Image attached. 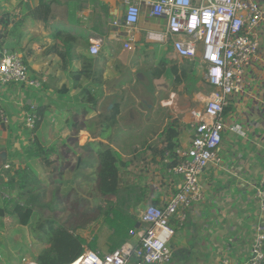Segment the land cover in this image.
Masks as SVG:
<instances>
[{"label":"crops","instance_id":"obj_1","mask_svg":"<svg viewBox=\"0 0 264 264\" xmlns=\"http://www.w3.org/2000/svg\"><path fill=\"white\" fill-rule=\"evenodd\" d=\"M139 1L140 20L129 33L122 22L126 0H0L3 46L24 53L31 76L43 83L41 90L0 84L11 118L8 125L0 122V258L24 252L20 264H37L35 258L50 247L44 237L48 229L56 220L65 225L69 212L77 216V235L89 240L98 236L96 250L111 252L113 231L105 225L87 232L96 222L84 220L89 192L78 173L94 171L97 189L102 147L95 144L119 154V194L112 200L138 221L131 231L146 227L140 214L147 205L165 208L179 191L182 178L169 171L167 159H176L177 148L189 147L198 121L194 112L203 114L206 96L215 88L201 52L182 58L172 36L151 37L165 32L167 22L151 16L147 3L152 0ZM255 1L264 5V0ZM41 3L50 5L48 16L38 10ZM254 34L258 56L243 76L242 91L229 97L223 114L222 163L204 169L203 199L186 209L185 221L171 218L175 233L167 264H249L254 236L264 229L256 195L264 184V23ZM94 41L100 42L97 56L90 53ZM64 48L73 51L68 68L57 52ZM82 69L76 80L74 72ZM84 86L99 98L95 106L85 102ZM30 104L41 112L34 130L23 119ZM88 161L92 164L87 168ZM71 201L77 215L67 208ZM131 231L125 242L136 244L138 236Z\"/></svg>","mask_w":264,"mask_h":264},{"label":"built area","instance_id":"obj_2","mask_svg":"<svg viewBox=\"0 0 264 264\" xmlns=\"http://www.w3.org/2000/svg\"><path fill=\"white\" fill-rule=\"evenodd\" d=\"M126 4L122 22L131 33L140 20L142 3L126 0ZM147 4L152 17L165 18L167 22L165 32L150 33L151 37L162 40L172 36L173 48L182 58L193 59L201 52L207 63V79L215 89L206 96L203 114L194 112L198 121L189 147L177 148L176 159H167L169 171L182 178L179 191L165 208L149 204L141 212L140 219L146 227L131 231V235L138 236V242L127 241L108 253L89 249L66 264H167L171 261L170 242L175 231L170 220L177 217L185 221L186 209L203 199L204 169L222 163L219 147L226 127L223 114L228 99L242 91L243 76L259 53V39L254 31L264 23V5L255 0H152ZM126 47L131 46L127 43ZM100 50V42H92L90 53L97 56ZM12 82L37 90L43 88V83L30 75L20 52L0 46V84ZM23 119L25 126L34 130L41 119L38 106L30 104ZM0 122L11 123L1 95ZM256 195L264 211V184L256 189ZM249 264H264L263 228L257 229L254 236Z\"/></svg>","mask_w":264,"mask_h":264},{"label":"trees","instance_id":"obj_3","mask_svg":"<svg viewBox=\"0 0 264 264\" xmlns=\"http://www.w3.org/2000/svg\"><path fill=\"white\" fill-rule=\"evenodd\" d=\"M42 9L46 11L47 16L51 13L50 5L47 6L46 3H41L38 10ZM46 20V18L42 19ZM9 24L3 25L4 29H7ZM1 35V34H0ZM4 42L0 40V46H3ZM57 52L61 56L64 68L70 66L68 59L70 60V54L72 56L73 51L70 49H57ZM24 54V53H23ZM24 60L28 65L29 69L31 66L28 61ZM85 68V67H84ZM84 71H75L74 78L77 80L79 75ZM82 94L86 103L95 106L98 101V97H95L92 92L91 86L82 87ZM39 114L41 115L40 110L38 109ZM101 149L99 152V165L97 169V179L96 186L99 192V195L102 197H111L117 196L119 194V170L120 165L122 164L118 152L111 146L100 144ZM72 203H76L75 201ZM112 205L104 212V226H108L113 234L110 237L111 242V251L120 247L127 239L130 237V231L138 223L136 219L126 215L120 208L115 207L114 202L110 201ZM76 205V204H75ZM74 211L76 209L74 208ZM26 223L28 221H25ZM76 228H69L66 225L55 224L53 223L52 230L48 229V233L51 235L48 238V243L50 247L42 250L39 255L35 258L37 264H66L85 251V246L96 250L98 246V236H95L92 240L88 238H83L82 236L77 235L74 231ZM40 230L46 232L45 225H40ZM35 231V230H33ZM92 232V231H90ZM36 233V231H35Z\"/></svg>","mask_w":264,"mask_h":264},{"label":"rangeland","instance_id":"obj_4","mask_svg":"<svg viewBox=\"0 0 264 264\" xmlns=\"http://www.w3.org/2000/svg\"><path fill=\"white\" fill-rule=\"evenodd\" d=\"M0 40H2V34L0 35ZM17 50H13V51H17ZM18 52H20L24 57V54L21 51H18ZM29 72L31 73V69H29ZM39 90H41V89H39ZM95 145H97L98 147L101 146L100 144L99 145L95 144ZM99 152H100V150L98 151V156H99ZM91 164H92L91 161H88L86 164L87 168L90 167ZM84 172H86V179L83 177ZM84 172H82V170H81L78 173V176L80 177V179H82L84 182L87 183L86 191L89 192V193H86V200H85V207H86L85 212H86V214H85L84 220H85V224H90V223L96 222L95 225H91V226L86 227L87 232L92 231L93 233H95L96 231L101 230V228L102 229L105 228V227H103L104 226L103 221L105 219L104 218V212L109 207V205H112L110 203V201L114 202L112 200L114 197H111L110 199H108V197L100 196L99 193L97 192V189H93V185H92V183L95 181L93 178L94 171L85 169ZM75 198L76 197H73V199H75ZM78 201H80L81 206H84V200L83 199H80V200L78 199ZM75 204L76 203H72V201H71L70 205L69 204L67 205V208L72 209L73 210L72 212L75 213V215H77V213L74 212V208L76 207ZM69 213L70 214L68 215V219L64 221L65 225L69 228H72V227L75 228L77 216H76V218H74V217L72 218L71 212H69ZM79 221L81 222L80 218H79ZM60 222H61V220H56L54 223L60 224ZM83 222L84 221L82 219V223ZM33 230H36V232H37V230H39L38 226H35L33 228ZM44 237H46V239H47V238H50L51 235L49 233ZM28 254H30V253H28ZM25 256H26V253L23 252L16 258L15 257L14 258L13 257L12 258H9V257L0 258V264H14L13 262H15V264L24 263Z\"/></svg>","mask_w":264,"mask_h":264},{"label":"bare ground","instance_id":"obj_5","mask_svg":"<svg viewBox=\"0 0 264 264\" xmlns=\"http://www.w3.org/2000/svg\"><path fill=\"white\" fill-rule=\"evenodd\" d=\"M31 264V263H30Z\"/></svg>","mask_w":264,"mask_h":264}]
</instances>
